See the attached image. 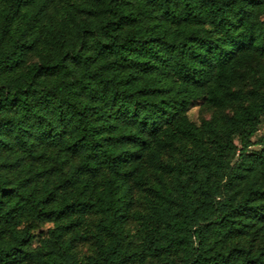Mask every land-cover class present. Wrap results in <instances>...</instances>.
<instances>
[{"label":"trees","instance_id":"obj_1","mask_svg":"<svg viewBox=\"0 0 264 264\" xmlns=\"http://www.w3.org/2000/svg\"><path fill=\"white\" fill-rule=\"evenodd\" d=\"M75 1L58 30L55 0H0V151L79 159L44 186L45 164L17 181L0 164V264H264V95L239 88L264 53V0ZM198 100L246 106L199 127ZM91 216L81 258L69 236ZM25 220L55 224L36 256Z\"/></svg>","mask_w":264,"mask_h":264},{"label":"rangeland","instance_id":"obj_2","mask_svg":"<svg viewBox=\"0 0 264 264\" xmlns=\"http://www.w3.org/2000/svg\"><path fill=\"white\" fill-rule=\"evenodd\" d=\"M75 2V0H55L44 18V26L46 28L55 27L59 30L62 28V24L66 23L70 24L71 29L74 30V24L72 23L70 13L73 10V5ZM45 54L46 51L41 44L38 49L30 54L27 65L23 69L22 74L26 73L30 66L39 63ZM241 74L242 77L239 88H242L245 92L251 94L253 93L255 97L257 95L262 97L264 95V53L254 56V58L250 60L241 70ZM245 106L246 103L234 104L225 108H214L205 104L204 101L198 100L195 105L190 108L189 112L187 113V117L191 123L200 127L204 122L211 121L214 118L223 121L226 118L232 117ZM263 137L264 119L262 120L260 130L253 138V141H259ZM234 143L236 146H238V148H240L241 145L238 138L234 139ZM257 148L258 147H253L252 150ZM47 156V161L44 164L47 168H51L53 172L51 176L39 179L38 184L40 186L53 185L57 183L60 177L69 174L79 165V159L77 157H68L63 151L59 149L49 150ZM170 156H172V153L166 155L163 160L164 163L171 159ZM3 163L13 164L12 167H8L2 171L8 179L13 181L31 177L34 172L44 165L43 163L33 162L26 158L22 154V151L16 147L11 150L0 151V164ZM18 163H20V165H18ZM144 194L145 193H141V197ZM97 222L98 217L91 216L89 217L86 225L70 233V242L74 253L78 257L85 258L95 253L96 245L92 237V232ZM139 224L140 221L135 219H132L129 222L128 228L132 234H137L140 228ZM23 226L29 228L35 237L31 251L36 256L38 251H42L44 249V241L49 239V232L55 228V224L25 220ZM24 264H38V262L34 259L33 261H29Z\"/></svg>","mask_w":264,"mask_h":264}]
</instances>
